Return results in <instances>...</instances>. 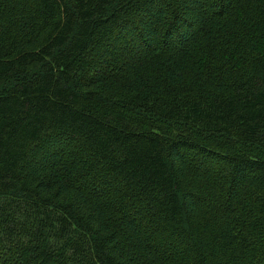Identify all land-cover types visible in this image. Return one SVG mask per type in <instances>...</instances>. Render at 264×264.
<instances>
[{"label":"trees","instance_id":"obj_1","mask_svg":"<svg viewBox=\"0 0 264 264\" xmlns=\"http://www.w3.org/2000/svg\"><path fill=\"white\" fill-rule=\"evenodd\" d=\"M0 264H264V0H0Z\"/></svg>","mask_w":264,"mask_h":264}]
</instances>
